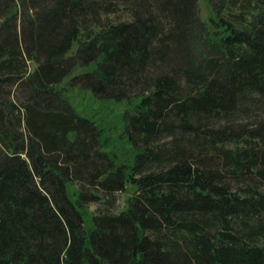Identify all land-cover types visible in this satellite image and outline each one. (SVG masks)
<instances>
[{
    "label": "trees",
    "instance_id": "16d2710c",
    "mask_svg": "<svg viewBox=\"0 0 264 264\" xmlns=\"http://www.w3.org/2000/svg\"><path fill=\"white\" fill-rule=\"evenodd\" d=\"M209 3L0 0V264H264V0Z\"/></svg>",
    "mask_w": 264,
    "mask_h": 264
},
{
    "label": "rangeland",
    "instance_id": "374dc122",
    "mask_svg": "<svg viewBox=\"0 0 264 264\" xmlns=\"http://www.w3.org/2000/svg\"><path fill=\"white\" fill-rule=\"evenodd\" d=\"M199 8L201 16L207 19L211 13L209 0H199ZM68 98L77 111L89 118H95L97 121L104 123L107 126L108 133L111 137L115 138L122 131V121L118 115L127 106L126 103H112L102 101L96 98L91 91L81 88H70L67 92ZM133 191V188H129L128 192H119L117 197V211H120L126 204L128 196ZM130 193V194H129ZM99 207L97 202H90V211H96ZM91 212V213H92Z\"/></svg>",
    "mask_w": 264,
    "mask_h": 264
}]
</instances>
